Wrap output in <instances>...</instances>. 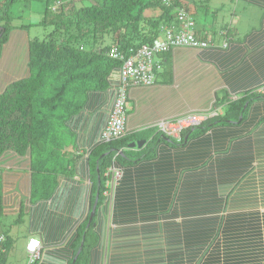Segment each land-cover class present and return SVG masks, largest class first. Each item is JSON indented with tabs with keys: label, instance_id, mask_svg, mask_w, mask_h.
Returning <instances> with one entry per match:
<instances>
[{
	"label": "trees",
	"instance_id": "1",
	"mask_svg": "<svg viewBox=\"0 0 264 264\" xmlns=\"http://www.w3.org/2000/svg\"><path fill=\"white\" fill-rule=\"evenodd\" d=\"M18 1L5 0L0 9V47ZM101 1L77 8L45 0L40 25L53 31L30 41L29 76L0 93V157L30 154L33 197H50L60 176L79 170L66 123L83 110L88 93L108 89L110 74L119 70L121 63L106 51L148 43L162 25L177 22L179 8L188 10L184 0L169 6L163 0ZM194 23L199 35L214 40L225 33L229 43V29L209 33ZM105 34L114 35L111 44L103 43ZM155 60L157 76L162 63ZM152 131L150 139L143 131L99 141L87 153V216L75 229L66 264H264V86L226 100L222 113L187 128L180 139ZM143 140L136 154L153 142L151 151L132 158L127 145ZM112 166L122 175L108 215L104 185Z\"/></svg>",
	"mask_w": 264,
	"mask_h": 264
},
{
	"label": "crops",
	"instance_id": "2",
	"mask_svg": "<svg viewBox=\"0 0 264 264\" xmlns=\"http://www.w3.org/2000/svg\"><path fill=\"white\" fill-rule=\"evenodd\" d=\"M41 1L32 0V3L40 6ZM61 1L79 4L81 0ZM4 2L0 0V9ZM219 2L212 8V0H184L188 8L185 10L193 19L201 6L209 7L218 16L219 7L224 6L222 0ZM230 2L236 3L237 8L230 16L229 25L224 27L230 30L228 46L220 48L223 37L219 33L214 37V48H175L157 56L162 69L154 84L129 90L127 133L158 131L156 124L161 120L174 121L196 114L207 118L222 113L226 100L264 86V0ZM13 20L8 40L0 47V93L10 83L29 76V44L33 38L41 39L32 37L31 29L24 23L14 25ZM246 24L247 30L241 29L245 34H237V27ZM251 24L257 25L251 27ZM118 84L116 70L110 74L108 89L89 92L83 110L66 123L65 133L68 138L73 137L68 147L75 153L71 156L80 157L79 170L72 176H60L50 197L31 196L29 153L6 152L0 157V235L5 236L0 264H27L25 247L30 238L41 241V259L37 264H66L72 253L75 229L87 216L92 182L86 155L99 143ZM12 249L23 250V255L16 259Z\"/></svg>",
	"mask_w": 264,
	"mask_h": 264
},
{
	"label": "built area",
	"instance_id": "3",
	"mask_svg": "<svg viewBox=\"0 0 264 264\" xmlns=\"http://www.w3.org/2000/svg\"><path fill=\"white\" fill-rule=\"evenodd\" d=\"M173 0H163L166 5H171ZM59 4V3H58ZM55 9L54 7L52 8ZM176 23L162 25L157 37L138 48H130L126 51L118 47H110L106 54L121 63L119 67V84L116 89L112 109L108 115L107 123L101 131L100 142H109L119 139L127 134V100L130 88L151 86L156 78V70L160 69V63L155 57L169 52L175 48L208 49L214 48L215 43L210 35H199L195 31L193 17L184 9L179 8L176 14ZM223 41L220 48L228 46L225 33H221ZM205 118L200 115H189L174 121L161 120L156 124L158 131L167 137L180 139L181 134L187 128L195 126ZM119 168L112 166L105 173L104 194L109 197V206L113 205L114 191L121 178ZM5 241V236L0 235V252ZM27 264H35L41 258V241L30 238L25 247Z\"/></svg>",
	"mask_w": 264,
	"mask_h": 264
},
{
	"label": "rangeland",
	"instance_id": "4",
	"mask_svg": "<svg viewBox=\"0 0 264 264\" xmlns=\"http://www.w3.org/2000/svg\"><path fill=\"white\" fill-rule=\"evenodd\" d=\"M34 1H37V0H34ZM44 1L45 0H42L40 2L41 3L40 6H38V4H36L35 2H34L35 4L32 3V1H31V3L27 2L26 0L18 1L17 5L13 7V12L15 15V18L13 20V24L14 25H20L21 23H24L28 29H31L30 35L32 37L38 36V37L43 38V37L47 36L48 33L53 31V26L52 25H46V26L40 25V22L44 16L45 8H46ZM222 1L223 2H221V3H224V6L219 7L220 12L218 13V16L213 15L210 12L209 7H206V6L197 7V15L194 16L197 29H203L206 32L210 33L213 31V28H219V27L224 28L226 24L229 25V21L231 19L230 16H231L232 12L234 10H236L237 4L230 2V0H226V1L222 0ZM79 2H80L79 4H76L77 8H80V7L85 6V5L93 4L94 2L97 4L102 3L101 0H96V1L95 0H81ZM217 4H220L219 0H212L211 7L213 8V6L217 5ZM216 7L217 6H214V8H216ZM49 16H50V14H48V18H49ZM241 16L238 15V18H241ZM246 18H247V15L242 16V19L245 20ZM251 23H252V21H251ZM255 25H257V24H251V27H254ZM247 26H248V24L240 25L239 28L237 27V31H238L237 34H239V35L245 34V33H242L241 29L247 30ZM113 38H114V35L110 36L108 34H105L103 43L104 44H110V42L113 41ZM253 118H254V116H253ZM152 134H153L152 130H147V132H144V136L147 137V139L148 138L150 139ZM152 146H153V142H150L149 145L143 149V152H141L139 154H136L137 150L134 149V151L132 152V158H135L138 155L143 154L146 149L149 151ZM47 163H49V161L45 162V164H47ZM92 180L94 183L96 182V173L94 171H92ZM112 207L113 206H111V208H109L108 215H110V213L113 211ZM11 253H12V255H15L16 259H19V257L21 255H23V250L12 249ZM17 261L20 262L21 260H17Z\"/></svg>",
	"mask_w": 264,
	"mask_h": 264
},
{
	"label": "water",
	"instance_id": "5",
	"mask_svg": "<svg viewBox=\"0 0 264 264\" xmlns=\"http://www.w3.org/2000/svg\"><path fill=\"white\" fill-rule=\"evenodd\" d=\"M145 142H146V140H143V141H136V142H131V143H129L128 145H127V148L128 149H141L142 147H143V145L145 144ZM96 202H97V197H96V199H95V201H94V205H93V207H92V210H91V213H90V221L93 219V214H94V212H95V206H96ZM80 252V249H79V251L77 252V254Z\"/></svg>",
	"mask_w": 264,
	"mask_h": 264
},
{
	"label": "clouds",
	"instance_id": "6",
	"mask_svg": "<svg viewBox=\"0 0 264 264\" xmlns=\"http://www.w3.org/2000/svg\"><path fill=\"white\" fill-rule=\"evenodd\" d=\"M100 141V140H99Z\"/></svg>",
	"mask_w": 264,
	"mask_h": 264
}]
</instances>
